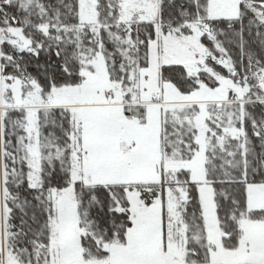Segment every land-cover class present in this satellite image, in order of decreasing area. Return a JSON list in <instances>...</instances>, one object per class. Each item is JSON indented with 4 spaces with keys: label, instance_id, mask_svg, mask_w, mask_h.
Here are the masks:
<instances>
[{
    "label": "snow or ice",
    "instance_id": "1",
    "mask_svg": "<svg viewBox=\"0 0 264 264\" xmlns=\"http://www.w3.org/2000/svg\"><path fill=\"white\" fill-rule=\"evenodd\" d=\"M0 264H264V0H0Z\"/></svg>",
    "mask_w": 264,
    "mask_h": 264
}]
</instances>
